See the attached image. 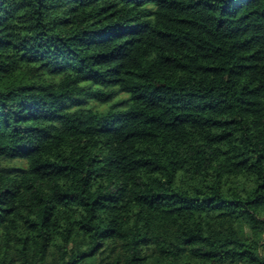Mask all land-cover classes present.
Returning <instances> with one entry per match:
<instances>
[{"label": "trees", "instance_id": "16d2710c", "mask_svg": "<svg viewBox=\"0 0 264 264\" xmlns=\"http://www.w3.org/2000/svg\"><path fill=\"white\" fill-rule=\"evenodd\" d=\"M0 264H264V0H0Z\"/></svg>", "mask_w": 264, "mask_h": 264}, {"label": "rangeland", "instance_id": "374dc122", "mask_svg": "<svg viewBox=\"0 0 264 264\" xmlns=\"http://www.w3.org/2000/svg\"><path fill=\"white\" fill-rule=\"evenodd\" d=\"M100 107V106H99Z\"/></svg>", "mask_w": 264, "mask_h": 264}]
</instances>
